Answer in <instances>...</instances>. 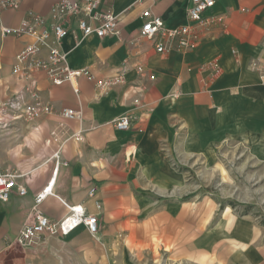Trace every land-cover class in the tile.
<instances>
[{
  "label": "crops",
  "instance_id": "obj_1",
  "mask_svg": "<svg viewBox=\"0 0 264 264\" xmlns=\"http://www.w3.org/2000/svg\"><path fill=\"white\" fill-rule=\"evenodd\" d=\"M56 1L23 0L19 8L4 10L1 30L2 25H17L29 12L50 22ZM189 3L102 0L101 8L120 15L121 36L91 35L77 45L73 36L77 18L68 21L70 32L62 47L71 66L87 68L96 78H123L107 93L98 94L95 81L81 76L77 93L69 82L57 85L45 71L34 72L43 103L57 111L81 107L84 116L79 121L58 112L43 113L35 119L22 116L12 126L0 128V168L25 173L28 189L25 195L13 191L8 200L0 199V264L10 260L18 247L16 238L36 194L52 183V193L39 208L53 220L67 214L66 203H82L88 213L98 214L99 239L84 226L59 236L70 249L83 252L87 264H105L106 250L116 246L110 239L133 219H143L142 237L149 234L145 244L156 250L154 238L162 230H155V218L158 212L172 210L169 202L161 205L159 196L187 181L170 162L173 153H202L217 139L233 137L264 146V71L250 67L252 60H258L264 68V0H216L207 13L214 21L200 26V39L188 50L158 52L155 41L141 36L145 9L151 8L173 28L189 22ZM33 41L28 35L1 36L0 104L23 90L26 82L13 75L12 66L18 51ZM211 61H218L222 72L207 86ZM137 65L145 71H138ZM124 113L136 119L130 129L118 130L112 121ZM92 187L96 192L90 196ZM147 221L152 224L143 230ZM185 249L180 244V251Z\"/></svg>",
  "mask_w": 264,
  "mask_h": 264
},
{
  "label": "rangeland",
  "instance_id": "obj_2",
  "mask_svg": "<svg viewBox=\"0 0 264 264\" xmlns=\"http://www.w3.org/2000/svg\"><path fill=\"white\" fill-rule=\"evenodd\" d=\"M2 35L0 24V44ZM216 141L202 153L171 155L187 181L159 196L172 210L155 218V230H162L154 238L156 250L145 244L149 234L142 237L143 219H133L110 239L116 246L106 250L105 264H264V146L249 138ZM117 243L140 248L123 250ZM17 245L3 264H87L84 253L59 235Z\"/></svg>",
  "mask_w": 264,
  "mask_h": 264
},
{
  "label": "built area",
  "instance_id": "obj_3",
  "mask_svg": "<svg viewBox=\"0 0 264 264\" xmlns=\"http://www.w3.org/2000/svg\"><path fill=\"white\" fill-rule=\"evenodd\" d=\"M23 0H0V14L4 10L17 9ZM156 1V0H153ZM102 0H57L51 9V21L44 16L29 12L17 25H2L4 35L31 36L34 41L26 44L18 51L12 66V73L26 83L22 91L16 92L0 104V128H8L25 116L28 119L40 117L43 113L58 112L64 117L81 121L83 109L66 107L57 111L52 105L45 104L37 91V81L34 72L45 71L48 77L57 85L71 83L78 93L76 81L81 76L95 81L98 94L110 91L122 81L123 76L96 78L87 68H74L68 59V52L62 47L64 39L70 32L68 21L77 18L73 36L76 45L84 38L95 35L104 37L114 35L120 37V15L112 8H101ZM216 4V0H190L188 5L189 22L177 27H167L163 18L155 14L151 8L142 14L143 24L141 36L155 41L158 52L173 50L184 51L197 45L200 39V26H206L214 21V16L207 15ZM250 67L263 70L258 60H252ZM137 70L145 71L143 65H137ZM208 76L206 85H210L221 74L222 67L218 61H211L207 65ZM154 78V76H151ZM136 117L131 113H124L116 117L112 123L118 130H128L132 127ZM77 139H82L78 133ZM56 169L60 164V154H54ZM56 170V171H57ZM25 173L9 168H0V199L8 200L13 191L19 195L28 193L23 181ZM52 185H48L35 196L33 210L24 223L16 238L22 246H33L45 236L68 235L77 228L84 226L94 238L101 237L100 220L98 214L88 213L82 203L68 204V212L60 219L48 217L39 206L52 193ZM96 187L89 190L93 196ZM97 207L100 204L97 203Z\"/></svg>",
  "mask_w": 264,
  "mask_h": 264
}]
</instances>
